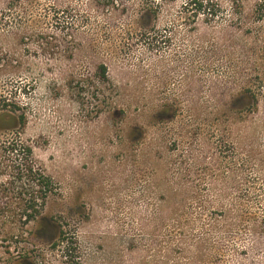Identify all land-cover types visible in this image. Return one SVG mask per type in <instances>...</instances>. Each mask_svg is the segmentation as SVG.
<instances>
[{"label":"rangeland","instance_id":"374dc122","mask_svg":"<svg viewBox=\"0 0 264 264\" xmlns=\"http://www.w3.org/2000/svg\"><path fill=\"white\" fill-rule=\"evenodd\" d=\"M183 1L0 0V198L53 187L1 264H264V19Z\"/></svg>","mask_w":264,"mask_h":264},{"label":"trees","instance_id":"16d2710c","mask_svg":"<svg viewBox=\"0 0 264 264\" xmlns=\"http://www.w3.org/2000/svg\"><path fill=\"white\" fill-rule=\"evenodd\" d=\"M162 1L175 2L177 0H145L146 4L139 19L149 21L151 17H155L161 9ZM229 1L232 5H240L239 7H241L242 3L248 0ZM182 8L184 12L192 17L198 18L199 16H205L206 21L213 20L221 15L220 0H184L182 2ZM254 14L257 20L261 21L264 19V0H257ZM100 69L101 78L105 80V67L101 65ZM12 152H15L19 157L18 162L23 163L13 165L14 175L11 182L12 196H3V198H0V206L9 214L12 223L7 236H0V254L2 252L7 255L9 262L15 259V244L24 236L23 232H18L22 227L27 228L31 223L37 226L43 223L48 224L47 219L42 216V210L48 194L53 192L51 178L42 170L34 168L31 165L33 160L29 147L19 146V149L13 148ZM14 184H17V186ZM60 234L59 243L63 244L65 242L63 246L67 248V251L71 249L72 245H76L74 238H69L62 231ZM73 250L75 251L74 248Z\"/></svg>","mask_w":264,"mask_h":264}]
</instances>
